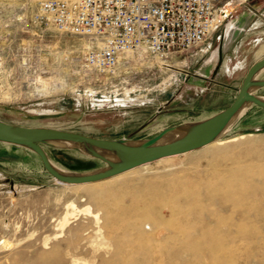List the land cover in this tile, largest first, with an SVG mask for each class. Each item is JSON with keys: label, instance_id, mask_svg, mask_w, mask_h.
<instances>
[{"label": "rangeland", "instance_id": "1", "mask_svg": "<svg viewBox=\"0 0 264 264\" xmlns=\"http://www.w3.org/2000/svg\"><path fill=\"white\" fill-rule=\"evenodd\" d=\"M36 1L0 0V120L8 123L103 139L151 138L228 106L248 67L264 56V0H214L221 21L191 52L159 57L132 51L121 55L113 75H98L83 66L81 37L33 21ZM233 19L249 26L220 53L221 32ZM258 78L264 79V70ZM254 93L264 97V88ZM260 124L230 126L221 136L257 133L263 140L256 152L244 137L225 143L228 155L216 163L193 150L92 187L59 184L34 152L0 143V264H264V175L256 173L264 172ZM44 148L68 172L105 166L73 147ZM235 166L249 171L245 181L231 174ZM174 169L198 195L182 189L181 196L182 183L171 190L163 185L175 181ZM225 177L229 189L207 190ZM91 190L102 194L106 207L89 197ZM69 202L76 208L66 209Z\"/></svg>", "mask_w": 264, "mask_h": 264}, {"label": "built area", "instance_id": "2", "mask_svg": "<svg viewBox=\"0 0 264 264\" xmlns=\"http://www.w3.org/2000/svg\"><path fill=\"white\" fill-rule=\"evenodd\" d=\"M33 21L84 40L83 66L114 74L121 53H188L217 29L214 0H37Z\"/></svg>", "mask_w": 264, "mask_h": 264}, {"label": "water", "instance_id": "3", "mask_svg": "<svg viewBox=\"0 0 264 264\" xmlns=\"http://www.w3.org/2000/svg\"><path fill=\"white\" fill-rule=\"evenodd\" d=\"M263 68L264 56L248 67L236 96L225 108L199 121L163 128L151 138L103 139L74 131L40 126L28 127L0 120V143L31 150L39 157L44 170L60 182L78 184L106 179L159 158L192 151L210 143L219 137L246 103L264 109V98L250 90L264 88V79L255 78L256 73ZM173 132L179 133V136L161 142L162 137ZM60 143L71 144L84 154L101 160L105 166L87 173L60 171L52 164L44 148L62 146Z\"/></svg>", "mask_w": 264, "mask_h": 264}, {"label": "bare ground", "instance_id": "4", "mask_svg": "<svg viewBox=\"0 0 264 264\" xmlns=\"http://www.w3.org/2000/svg\"><path fill=\"white\" fill-rule=\"evenodd\" d=\"M227 6H229V5H227ZM226 6V7H227ZM231 7V6H230ZM229 10V9H228ZM226 11V10H225ZM230 11H231V9H230ZM227 12V11H226ZM226 12H223L224 14H223V16L224 15H227V13ZM222 16V17H223ZM216 18V17H215ZM218 18H220L219 16H218ZM220 20V19H219ZM219 20H217V18H216V21L219 23ZM221 21V20H220ZM233 21L234 20H231V21H229L227 24H225V28H224V30H225V34H229L228 32H230L229 30L234 26V23H233ZM226 39V38H225ZM260 44V43H259ZM227 46H228V44H227ZM226 46V47H227ZM263 48H264V44H263V46H262ZM259 49V48H258ZM262 51H263V49H262ZM132 53V51L131 50H129V51H125V52H123V53H121V55L122 54H126V55H129V54H131ZM258 53V52H257ZM262 53V52H261ZM125 58V57H124ZM155 59V58H154ZM161 61V60H160ZM122 62V61H121ZM155 62V61H154ZM262 70H264V68L263 69H261L260 71H258L257 73H256V75H255V78H258V75L260 74V72L262 71ZM4 72V71H3ZM177 72V71H176ZM180 72H181V70H180ZM42 79V78H41ZM43 84L45 85V84H47V81L44 79L43 81ZM51 83V82H50ZM163 83V82H162ZM166 83V82H165ZM54 84V83H53ZM41 85V84H40ZM46 88V87H45ZM44 89V88H43ZM55 89V88H54ZM251 90V92L253 93V94H255L254 93V89H250ZM42 92V91H41ZM124 92V91H123ZM38 93V92H37ZM32 94V93H31ZM9 96V95H8ZM8 96H6V97H8ZM88 96V95H87ZM4 97V96H3ZM262 98H264L263 96H261ZM1 98V97H0ZM5 98V97H4ZM10 99V98H9ZM2 100H4V99H2ZM7 100V99H6ZM121 102V101H120ZM249 106V104L248 103H246V104H244L243 106H242V108L234 115V117H233V119H232V121L230 122V124L222 131V133L219 135V137H217L215 140H213V141H211L210 143H208V144H206V145H204V146H202V147H200V148H198V149H195V151L194 152H200V153H202V154H205L206 156H210V159H208L209 160V162H215L216 160H220L221 158H222V156L224 155V157H227V155H228V153H227V151L229 152V150H227L228 148H227V146H225L224 144L225 143H229L230 141H237L238 139H240V138H244V137H246V140H245V143L247 144V146H248V148L249 149H251L250 151H252V150H254L253 152H256L255 151V149L254 148H256L257 147V149H258V146H259V144H261V142H262V140H261V138L259 137V135H257V133L256 134H254V133H248V134H240V135H238V136H233V137H231V138H227L228 140H224L223 138H221V136H222V134L224 133V132H226L229 128H230V126H231V124L234 122V120L236 119V118H238L245 110H246V108ZM41 109V108H40ZM264 133V132H263ZM177 136H179V133H177V132H173V133H170V134H166L164 137H162V139H161V142H167V141H170V140H172V139H174V138H176ZM248 138V139H247ZM240 141V140H239ZM62 146H64V147H73L71 144H69V143H60ZM235 147V146H234ZM247 148V147H246ZM246 148H245V151H246ZM248 148H247V151H248ZM193 151V150H192ZM189 152H191V151H187V152H184V153H181V154H188ZM260 151H258V153H259ZM249 153V152H248ZM247 153V154H248ZM251 153V152H250ZM257 154V153H256ZM178 155H180V154H176V155H171V156H167V157H163V158H159V159H157V160H155L154 162H160V161H163V160H167L168 161V159L169 160H171V158H173V157H175V156H178ZM229 155H231L230 153H229ZM258 155V154H257ZM197 156V155H196ZM199 157V156H198ZM229 157V156H228ZM177 158V157H176ZM174 160V159H173ZM172 161V160H171ZM152 164V162H149V163H145V164H142V165H139V166H137V167H134V168H131V169H129V170H126V171H124V172H121V173H118V174H116V175H114V176H111V177H109V178H106V179H102V180H98V181H93V182H86V183H78V184H68V183H63V182H60V181H58V180H56V179H54L57 183H59V184H62V185H64V186H68V187H75V188H78V187H92V186H96V185H99V184H102V183H104V182H107V181H109V180H112V179H119V178H122V177H124V176H126V175H134V174H137L138 172H141V171H144L145 169H148L149 168V164ZM216 163V162H215ZM52 164L57 168V169H59L60 171H64V172H68V171H66V170H64V169H62V168H60V167H58L56 164H54L53 163V161H52ZM235 165V164H234ZM233 165V166H234ZM232 169H231V174L233 175L234 174V176H241V177H239V178H241L242 180H243V175L245 176L246 174L248 175V173H249V171H248V173H246L245 172V170H247L246 168H245V170H243V168H237L236 166L233 168V167H231ZM171 169V168H170ZM177 169V168H176ZM175 170V169H174ZM94 171V170H93ZM183 171V170H182ZM258 171H260V170H258ZM258 171H256V173H257V175L259 174V175H261V177L264 175V172H262L263 174H261V173H258ZM262 171V170H261ZM260 171V172H261ZM91 172V171H90ZM180 171H179V169L178 170H175V171H173V170H171V173L170 174H176L175 175V178H176V176H177V178L175 179V181H173L174 179H172L171 180V182H167V181H165V180H163V181H165V183L163 182V185L165 184L166 186H168V188L170 187V190H171V188H178L179 187V184L178 183H182V186H180L178 189L180 190L181 189V191H182V193H180V195L182 196L183 195V190H185L184 191V194L186 193L187 195H190V197L194 194L195 196H196V194L193 192V189L189 186V184H190V182L189 183H187V181L186 180H183L182 178H180L179 176H178V173H179ZM168 173V172H167ZM183 173V172H182ZM246 173V174H245ZM159 174V173H158ZM157 174V175H158ZM163 174V173H162ZM161 174V175H162ZM235 174H237V175H235ZM182 175V174H181ZM247 175H246V177H247ZM163 176V175H162ZM237 176V177H238ZM160 178H161V176H159ZM246 177H244V178H246ZM166 179H167V177H165ZM163 179V178H162ZM169 179H170V177H169ZM263 181H264V176H263V179H262ZM243 181H245V180H243ZM260 181V180H259ZM161 182H162V180H161ZM226 177L225 178H223L222 179V181L217 185V186H212L211 184H207V186H206V188H207V190H212L213 188H220L219 186H221L222 187V185H226ZM157 184V183H156ZM159 184H161V183H159ZM178 184V185H177ZM253 184V183H252ZM252 184H250L251 186H252ZM151 185V184H150ZM154 185V184H153ZM164 185V186H165ZM249 185V186H250ZM146 186V185H145ZM158 186V185H157ZM161 186V185H160ZM177 186V187H176ZM226 187H227V185H226ZM231 187V186H230ZM255 189H259V187L257 188V186H253ZM146 188V187H145ZM149 188H150V186H149ZM165 188V187H164ZM216 188V189H217ZM228 189H229V187H227ZM237 188V187H236ZM154 189H158V188H154ZM175 189V190H176ZM183 189V190H182ZM235 189V188H234ZM147 190V189H146ZM150 190V189H149ZM159 190V189H158ZM157 190V191H158ZM160 190H161V188H160ZM164 190V189H163ZM219 190V189H218ZM240 190V189H239ZM104 191H106V188H104ZM205 191H206V189H205ZM234 191V190H233ZM179 192V191H178ZM155 193V192H154ZM160 193V192H159ZM166 193V192H165ZM196 193H197V191H196ZM236 193V192H235ZM89 194V197H92L93 199H95V200H97L98 202H99V205H102V206H104V207H106L107 206V204H108V202L106 201V200H104V198H103V196H102V194H99V193H97V192H95V191H93V190H91L90 191V193H88ZM156 194V193H155ZM168 194V193H167ZM171 194V193H170ZM179 195V193H175V195L177 196V198L180 196H178ZM200 194V193H199ZM86 195V194H85ZM197 195H198V193H197ZM233 195V194H232ZM169 196H171V195H169ZM175 196V197H176ZM164 197V196H163ZM173 197H174V195H173ZM174 197V198H175ZM194 197V196H193ZM232 197H236L235 195L234 196H232ZM171 198V197H170ZM184 198V197H183ZM164 199H166V198H164ZM195 199H197V197L195 198ZM194 198H193V200H195ZM229 199V198H228ZM85 200V199H84ZM180 200V199H179ZM176 201V200H175ZM183 201V200H182ZM177 202H178V200H177ZM183 202H185V201H183ZM169 203H170V200H169ZM187 203V202H186ZM189 203H191L190 201H189ZM171 204H172V202H171ZM174 204H176L175 202H174ZM66 205V204H65ZM187 206H188V204H186ZM191 205V204H190ZM174 206V205H173ZM67 207L69 208V207H71L72 209H74V208H76V205H75V203L74 202H69L68 204H67V206H66V209H67ZM84 207V206H83ZM87 207V206H86ZM189 207V206H188ZM77 210H79V209H77ZM83 209H81V211H82ZM65 211V210H64ZM67 211V210H66ZM74 211V210H73ZM85 211H87V212H89V208L87 207V208H85ZM108 211V210H107ZM86 212V213H87ZM72 214V213H71ZM74 214V213H73ZM95 216H92V218L93 219H97V214H94ZM62 220H61V222H60V226L63 228V226L67 223V221H69L68 220V212H66L65 213V215H63V218H61ZM94 221V220H93ZM97 221V220H96ZM98 223V222H97ZM60 227V228H61ZM57 236V235H56ZM4 243V245H6V246H8L10 243H9V241H4L3 242ZM46 244V243H45ZM74 261L75 262H77L76 261V259H74ZM82 264H88L86 261H84V262H82Z\"/></svg>", "mask_w": 264, "mask_h": 264}, {"label": "crops", "instance_id": "5", "mask_svg": "<svg viewBox=\"0 0 264 264\" xmlns=\"http://www.w3.org/2000/svg\"><path fill=\"white\" fill-rule=\"evenodd\" d=\"M233 20H234L233 21L234 26L229 30L230 31L228 32L229 34H225V30H224L225 26L223 27V30L221 32L220 47H219L220 53H223L229 50L230 46L241 36L242 32L245 31V28L249 26L246 24L245 26L243 25L242 27L240 26V23H238L237 19H233ZM192 57L193 58H188V62L191 63V61H193V59L197 56H192ZM199 77H202V76H199ZM252 107L253 106H248L246 110L237 118V120L233 122L231 127L233 128L243 127L244 129H246L248 124L252 121L261 123L260 125L264 126V120L260 121L259 116H257V115H260L264 119V109L257 107V106H255L254 109ZM249 132H252V131H246L243 134L249 133Z\"/></svg>", "mask_w": 264, "mask_h": 264}]
</instances>
